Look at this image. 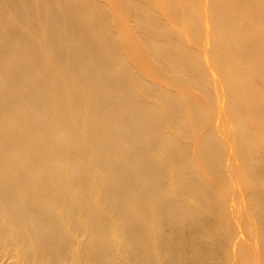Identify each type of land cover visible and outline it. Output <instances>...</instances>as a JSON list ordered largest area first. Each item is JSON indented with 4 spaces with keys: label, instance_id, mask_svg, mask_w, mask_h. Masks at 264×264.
<instances>
[{
    "label": "bare ground",
    "instance_id": "6f19581e",
    "mask_svg": "<svg viewBox=\"0 0 264 264\" xmlns=\"http://www.w3.org/2000/svg\"><path fill=\"white\" fill-rule=\"evenodd\" d=\"M0 264H264V0H0Z\"/></svg>",
    "mask_w": 264,
    "mask_h": 264
}]
</instances>
